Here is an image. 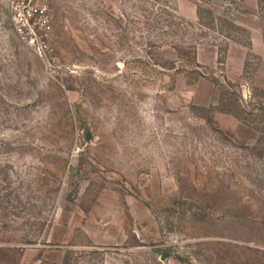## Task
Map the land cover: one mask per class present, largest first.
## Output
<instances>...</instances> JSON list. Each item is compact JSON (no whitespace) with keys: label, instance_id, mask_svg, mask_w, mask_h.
<instances>
[{"label":"rangeland","instance_id":"obj_1","mask_svg":"<svg viewBox=\"0 0 264 264\" xmlns=\"http://www.w3.org/2000/svg\"><path fill=\"white\" fill-rule=\"evenodd\" d=\"M11 1L0 264H264V0Z\"/></svg>","mask_w":264,"mask_h":264},{"label":"built area","instance_id":"obj_2","mask_svg":"<svg viewBox=\"0 0 264 264\" xmlns=\"http://www.w3.org/2000/svg\"><path fill=\"white\" fill-rule=\"evenodd\" d=\"M11 19L15 32L28 44L46 48L50 24L44 7L28 5L26 0H12Z\"/></svg>","mask_w":264,"mask_h":264}]
</instances>
